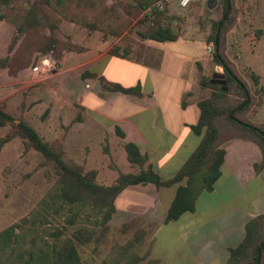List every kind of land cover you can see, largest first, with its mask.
I'll use <instances>...</instances> for the list:
<instances>
[{
	"label": "crops",
	"instance_id": "crops-1",
	"mask_svg": "<svg viewBox=\"0 0 264 264\" xmlns=\"http://www.w3.org/2000/svg\"><path fill=\"white\" fill-rule=\"evenodd\" d=\"M138 21L139 27L119 31L118 37L63 25L61 37L64 32L81 50L64 51L55 59L57 69L40 81L33 68L52 55L35 53L28 63L19 44L10 49L14 25L0 18V107L61 145L67 162L96 170L98 182L105 185L121 173L135 172L127 160V143L139 147L161 179L174 177L200 143L192 126L199 120L198 103L211 94L199 82L206 71L205 55L201 49L188 52V35L171 27L179 35L175 42L145 39V33L130 31L150 25L143 17ZM85 73L97 78H83ZM100 78L124 87L140 84L143 95L107 92ZM223 148L225 163L214 190L202 192L195 210L176 221L167 222V214L177 186L127 187L108 224L107 241L111 234L116 240L106 251L101 240L79 245L84 264L89 252L84 249L91 245L93 262L117 264L114 248L124 246L137 231L145 232L136 249L141 257L137 264H228L246 226L264 214V167L256 170L263 156L251 141L233 139Z\"/></svg>",
	"mask_w": 264,
	"mask_h": 264
},
{
	"label": "trees",
	"instance_id": "trees-1",
	"mask_svg": "<svg viewBox=\"0 0 264 264\" xmlns=\"http://www.w3.org/2000/svg\"><path fill=\"white\" fill-rule=\"evenodd\" d=\"M0 1L1 5L10 9L7 16L0 18H5L15 27L10 49L19 44V50L28 63L32 62L31 56L35 53L50 54L54 59H59L64 51L81 50L72 42L63 43L60 38L63 21L82 26L91 33L100 31L108 35V21L117 18L116 10L106 4L107 0H32L23 13L20 10L25 3H20V0ZM113 1L118 3L121 0ZM125 1L129 6L145 11L159 0ZM222 1L223 17L214 22L208 42L214 44L213 60L224 70L227 90L224 86L212 85L213 77L200 75L201 88L211 90L210 96L198 103L199 120L192 126L201 140L171 179H161L139 147L127 143V160L135 172L121 173L110 185L101 184L97 180L96 170L67 162L62 147L45 140L27 122L20 120L16 123L17 119L0 107V129L11 128L0 138V153L6 144L19 138L25 152L36 151L42 158L40 166L51 167L56 176V182L36 208L19 222L0 231V264H84L78 246L95 241L97 227L103 228V232L108 231L118 196L132 185L151 183L157 187L177 186L167 222L193 212L199 195L204 191H213L221 177L226 155L223 145L230 140L243 139L257 144L263 158L255 167L256 170L264 167V123L254 120L264 103V86L260 83L261 76L252 74L256 88L253 91L252 86L239 76L230 60L222 54L227 28L232 23L235 0ZM167 9L155 11L149 31L142 35L145 39L160 43L178 39L179 35L167 23L172 19L167 15ZM113 53L119 54L118 51ZM93 77L97 78L90 73L83 75V78ZM100 80L107 92L138 97L143 95L140 84L124 87L107 82L104 78ZM116 132L121 138L125 137L119 127ZM93 217L96 218L94 222L91 221ZM54 223L57 225L52 229ZM144 238L145 232L137 231L124 246L114 248L119 253L117 264L139 263L141 257L136 249ZM97 241H100V237ZM228 264H264V214L246 226V236L237 248L230 251Z\"/></svg>",
	"mask_w": 264,
	"mask_h": 264
},
{
	"label": "rangeland",
	"instance_id": "rangeland-1",
	"mask_svg": "<svg viewBox=\"0 0 264 264\" xmlns=\"http://www.w3.org/2000/svg\"><path fill=\"white\" fill-rule=\"evenodd\" d=\"M31 1L20 0V3H25L20 10L21 13L24 12V9ZM210 1L191 0L189 6L180 8L178 5L179 0H176L175 4L167 9V15L172 17L167 22L168 25L173 27L175 32L186 33L191 39L192 48L188 52L196 54L201 49V53L205 55L206 71L205 74L201 73V76L205 78H212L215 73L224 74L223 68L218 67L214 63V44L208 42V37L213 33L214 22L221 20L223 17L224 5L222 0H216L217 3L212 7ZM106 4L113 7L117 14V18L108 21V35L118 37L119 31L123 32L124 29L131 28L132 26L139 27L138 20L142 18L144 11L129 6L125 0H121L118 3H114L113 0H107ZM9 10L7 6L0 4L1 17L7 16L10 13ZM70 23L72 22L63 21L61 29L63 25ZM76 26L84 28L79 25ZM149 29L150 25H146L143 28L137 29V31H134L135 28L130 31L147 33ZM103 35L105 37L108 36L105 33ZM60 38L63 40V43H71V38L64 32L63 38L61 35ZM200 42L202 45H200ZM209 47L212 48V53H209ZM221 51L230 60L239 76L252 86L253 91L256 88L251 78L252 74L260 75L261 86H264V0H235L232 23L227 28ZM262 95L264 96V93ZM263 106L264 103L254 117L257 123H264ZM18 122L19 120L17 119L16 123ZM10 130V126L1 128L0 137H4ZM45 138L52 141L48 137ZM56 145L58 146L57 143ZM58 147H61V145ZM41 161L42 158L36 151L30 150L25 152L23 142L19 138L14 139L12 143L6 144L2 149L0 153V231L19 222L23 217L28 215L36 208L40 200L56 182V176L52 168L40 166ZM113 165L112 161V168ZM95 220L96 218L94 217L91 219L92 222ZM54 225L57 224L54 223L52 229ZM95 231L94 239L97 241L100 237L105 251L106 247L116 240L113 234L110 233V239L107 241L109 229L107 232H103V228L97 227ZM91 246L84 249V253L86 250H89L87 256H85V264H96L91 259Z\"/></svg>",
	"mask_w": 264,
	"mask_h": 264
},
{
	"label": "built area",
	"instance_id": "built-area-1",
	"mask_svg": "<svg viewBox=\"0 0 264 264\" xmlns=\"http://www.w3.org/2000/svg\"><path fill=\"white\" fill-rule=\"evenodd\" d=\"M176 0H159L154 3L152 6L147 8L143 13V18L145 22L151 24L154 19L155 11H165L169 6H171ZM191 0H179L181 6L186 7ZM209 53H212L213 50L211 47L208 48ZM58 62L52 57L49 56L46 59L40 61L34 68L33 71L37 74L40 81L47 80L51 74L57 69Z\"/></svg>",
	"mask_w": 264,
	"mask_h": 264
},
{
	"label": "water",
	"instance_id": "water-1",
	"mask_svg": "<svg viewBox=\"0 0 264 264\" xmlns=\"http://www.w3.org/2000/svg\"><path fill=\"white\" fill-rule=\"evenodd\" d=\"M215 3H216V0H211L210 1V4H211L212 7L215 5ZM211 84L212 85H221V86H224L225 87V90H227V88H226L227 81L224 78V75L223 74L215 73L213 75L212 80H211Z\"/></svg>",
	"mask_w": 264,
	"mask_h": 264
}]
</instances>
